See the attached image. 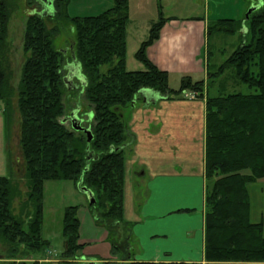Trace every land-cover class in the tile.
Masks as SVG:
<instances>
[{"label":"trees","instance_id":"16d2710c","mask_svg":"<svg viewBox=\"0 0 264 264\" xmlns=\"http://www.w3.org/2000/svg\"><path fill=\"white\" fill-rule=\"evenodd\" d=\"M252 1L261 4L249 17L208 21L207 78L194 80L185 75L174 89L168 72L147 55L148 46L160 38L172 17L165 18L160 9L159 19L152 22L148 37L135 53L144 69L129 70V0H114L101 13L87 16H71L70 0H53L52 16L34 12L27 17L23 36L26 57L15 91L5 67L14 6L11 0H0V100L5 104L8 125L13 115L19 116L24 168L20 177L26 186L24 195L13 174L0 176V253L7 259L3 264H27L18 259L35 256L50 245L42 235L44 184L48 180H71L76 186L81 182L93 191L96 202L89 207L94 222L106 230L112 254H120L127 264H201L139 261L134 257L133 226L124 215L126 157L120 147L128 139V126L121 110L129 107L144 88L166 99L183 96L185 91L206 99L205 264L264 263L263 223L250 218L248 191L249 184L264 180V0ZM49 22L54 25L50 27ZM246 22L248 30L240 34V44L224 61L211 67V34H237ZM62 23L75 30L71 59L81 67L86 78L84 97L93 107V118L87 125L93 132L90 143L84 132L64 122L69 98L74 94H67L64 82L66 53L54 42ZM103 65H108L106 70ZM241 85L250 91H230ZM16 95L18 105L14 109ZM20 197L21 210L15 213L13 203ZM78 210V205L64 210L65 258L75 257L84 248Z\"/></svg>","mask_w":264,"mask_h":264},{"label":"crops","instance_id":"0c3cea01","mask_svg":"<svg viewBox=\"0 0 264 264\" xmlns=\"http://www.w3.org/2000/svg\"><path fill=\"white\" fill-rule=\"evenodd\" d=\"M39 2L42 15L50 7L49 2L54 12L53 0ZM257 2H249L248 6ZM104 3L106 5L98 9L103 7L100 10L104 11L112 6V0ZM92 10L71 15L70 3L68 7L71 16L102 12ZM36 11L33 8L32 12ZM139 15L138 21L148 20L144 11ZM172 18L166 21L160 38L148 46L149 59L168 72L169 83L172 78L181 80L185 75L194 80H206L207 19L201 16ZM144 90L134 103L125 107L128 112L123 113L124 117L127 114L128 126V139L123 146L126 156L124 200L128 191H135L137 195L141 190L145 193L139 198L135 211L126 213L124 208L125 218L133 226L134 257L139 251L140 255L135 257L139 261L205 264L206 99H191L183 94L184 98L180 95L166 99L153 89ZM8 131L10 133L5 105L0 100V176H11L17 171L9 166ZM20 161L18 156L17 163ZM248 191L250 218L252 222H262L264 228V180L249 184ZM81 211L79 207L80 242L84 244L81 260L102 264L114 257L107 232L85 211L83 222Z\"/></svg>","mask_w":264,"mask_h":264},{"label":"rangeland","instance_id":"374dc122","mask_svg":"<svg viewBox=\"0 0 264 264\" xmlns=\"http://www.w3.org/2000/svg\"><path fill=\"white\" fill-rule=\"evenodd\" d=\"M105 0H70V13L75 15L82 13L81 11H97L100 5H106ZM14 6V11L9 21V34L8 40L10 42L11 48L8 54L6 66L7 71L10 76V83L12 88L16 91L22 74V65L25 60V53L23 50V36L25 30V24L27 17L34 13L33 8L39 12L41 3L39 0H11ZM114 0H112V5ZM130 10V20L128 23V50H127V68L129 70H139L144 69L143 64L136 59L135 53L139 48V43L141 40H145L149 34L150 21H156L160 17V9L162 15L165 18L168 17H205L207 21L213 22L222 18L230 19H243L249 9V0H129ZM102 11V10H100ZM141 11L145 12L148 17L146 21H138ZM95 13V12H92ZM83 15V14H80ZM151 19V20H150ZM152 24V23H151ZM53 23L49 22V26H53ZM241 31L237 34H224L219 32H214L209 38V50L212 52V58L210 59L211 67L213 64H220L225 58L240 44L242 36L248 30V23H245V27H241ZM75 39V30L69 24H61L60 32L54 37V42L56 48L59 50H64L65 59L63 65L64 78L71 75L72 68L75 69L74 76L71 79V85L75 86V89H68L67 94H74V98L70 97V102L68 103V113L64 117L70 116L77 107V114L81 116L82 124L87 126L93 118V107L84 97V75L82 73L81 67L76 61L71 59L72 43ZM206 49L208 48L205 47ZM73 56V55H72ZM108 65H103L102 69L106 70ZM207 78V75L205 76ZM170 86L178 89L180 86V80L178 78H172L170 81ZM230 86V85H229ZM228 86V87H229ZM244 91L249 92L250 88L246 85H241L237 88H231L230 91ZM212 92L215 93L213 89ZM180 98H184L181 96ZM13 108L17 109L18 100L17 95L13 97L12 100ZM5 105V104H4ZM14 109H12L14 111ZM122 114L127 113L128 109L123 108L121 110ZM13 113V112H12ZM127 117V114H125ZM6 117V116H5ZM12 121L8 125L9 133V151L12 158V167L17 171L13 176L20 182V187L24 192L26 191L25 179L20 177L24 175L23 171V159L19 145V116L13 115ZM125 117V118H126ZM124 118V119H125ZM126 120V119H125ZM127 121V120H126ZM8 124V123H7ZM67 125H71L70 121L66 122ZM188 149V144L185 145ZM21 158V161L17 163V158ZM126 157V156H125ZM143 190L140 194H136L135 191L128 193L125 196L124 208L126 213H131L138 208L139 198L143 197ZM142 195V196H141ZM22 197L16 198L13 203V210L15 213L21 210ZM89 199L87 196L79 191L77 186L73 181L70 180H48L45 182V193H44V220L42 235L44 238L49 240L50 245L43 251L38 252L35 256L25 259H18L19 261H24L27 264L31 262H39L40 264H80L82 263L81 257L83 252L79 250L75 257L65 258L63 256V251L65 247V238L62 233L63 229V214L67 206L78 205L82 208L81 217L83 222L85 221L82 213L85 211L88 217L93 218L90 207ZM27 219V218H26ZM94 220V219H93ZM136 251L135 257L140 255ZM112 253V252H111ZM113 256V254H112ZM120 254L114 257H109L102 264H110V262H116L119 264V260L122 264H127V260L123 261ZM112 260V261H111ZM7 262L5 256L0 253V264ZM249 264H264V263H249Z\"/></svg>","mask_w":264,"mask_h":264},{"label":"water","instance_id":"95a60500","mask_svg":"<svg viewBox=\"0 0 264 264\" xmlns=\"http://www.w3.org/2000/svg\"><path fill=\"white\" fill-rule=\"evenodd\" d=\"M260 4H261V2L259 4L251 5L249 7V9L247 10L245 16L249 17V14L253 10L257 9L260 6ZM49 5L51 7L52 2H49ZM50 7L46 8V11L43 14L44 16H52L53 15V12L50 9ZM74 72H75V69L72 68V71L70 72L71 75L64 78V82L66 84L67 89H75V88H73L75 86L71 85V79L75 75ZM84 79H85V82H84V85H85L86 84V78L84 77ZM145 91L146 90H144V89L140 90L139 95L144 94ZM144 101L146 102V97H145ZM133 103H134V101H133ZM67 121L71 122V126L74 130L82 131L87 135L88 143H90L92 141L93 132H92L91 128L88 126H84L82 124V119L78 116L76 110L70 116H67L66 119H64V122H67ZM120 148H123V146H121ZM77 188L79 189V191H81L82 193H84L87 196V198L89 199V204H94L96 202V197H95V195L91 189L87 188L86 186H83L81 182L78 183ZM82 264H101V263L96 262V261L86 260V261H82Z\"/></svg>","mask_w":264,"mask_h":264},{"label":"built area","instance_id":"2783aa9c","mask_svg":"<svg viewBox=\"0 0 264 264\" xmlns=\"http://www.w3.org/2000/svg\"><path fill=\"white\" fill-rule=\"evenodd\" d=\"M183 95H184L185 97H187V98H191V99L197 98L195 92L185 91V92H183Z\"/></svg>","mask_w":264,"mask_h":264},{"label":"flooded vegetation","instance_id":"af4514ba","mask_svg":"<svg viewBox=\"0 0 264 264\" xmlns=\"http://www.w3.org/2000/svg\"><path fill=\"white\" fill-rule=\"evenodd\" d=\"M80 117V116H79ZM80 264H82V263H80Z\"/></svg>","mask_w":264,"mask_h":264}]
</instances>
